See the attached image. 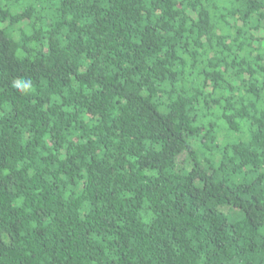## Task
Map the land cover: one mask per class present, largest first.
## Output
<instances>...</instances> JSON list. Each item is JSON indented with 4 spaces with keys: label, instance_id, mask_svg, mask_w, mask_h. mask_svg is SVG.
I'll return each mask as SVG.
<instances>
[{
    "label": "trees",
    "instance_id": "16d2710c",
    "mask_svg": "<svg viewBox=\"0 0 264 264\" xmlns=\"http://www.w3.org/2000/svg\"><path fill=\"white\" fill-rule=\"evenodd\" d=\"M0 264H264V0H0Z\"/></svg>",
    "mask_w": 264,
    "mask_h": 264
},
{
    "label": "clouds",
    "instance_id": "9594fccd",
    "mask_svg": "<svg viewBox=\"0 0 264 264\" xmlns=\"http://www.w3.org/2000/svg\"><path fill=\"white\" fill-rule=\"evenodd\" d=\"M25 87H28V85H25Z\"/></svg>",
    "mask_w": 264,
    "mask_h": 264
}]
</instances>
